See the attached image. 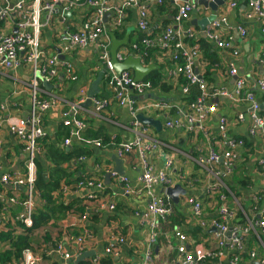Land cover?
<instances>
[{
  "label": "crops",
  "instance_id": "crops-1",
  "mask_svg": "<svg viewBox=\"0 0 264 264\" xmlns=\"http://www.w3.org/2000/svg\"><path fill=\"white\" fill-rule=\"evenodd\" d=\"M117 1L110 0L112 3ZM247 2L248 0H226L218 8L216 20L225 19V22L231 27V29H227L222 24L218 30L221 39L229 43L227 49L215 47L212 42L206 39L205 33L201 32L197 25V21L212 14L209 9L194 4L189 21L185 22L184 26H191L194 30L195 38L193 41L200 51L195 61V69L205 81L207 91L212 92L221 88L232 91L235 78L229 75V67L234 64L239 70V76L245 81V90L251 91L254 99L261 104L264 103V93L257 90L256 83L264 76V18L260 21L247 20L245 18ZM232 3L235 4L234 7H231ZM166 7H168L167 10L161 14H159L158 10H154V7L151 6L149 8L148 17L151 21L149 31H156L154 36H158L164 30L167 19L171 22L170 25L172 24L174 10L170 0ZM127 18L128 20L124 24L125 28L132 34L137 32V11L135 8H130L126 11ZM237 26L245 28V38H241L238 35ZM4 27H6L5 24H0V32L8 29L7 27L4 29ZM49 36L50 31L45 29L43 31V44L46 56L53 55L50 44L55 45V42ZM234 50L239 52L237 56H234ZM65 58L73 64L78 82L68 80L62 69L58 71V76L48 83L39 81V95L47 94L57 99V104L43 114L41 124L47 139L42 141V143L40 141L39 144L46 142V144H51L53 149L61 150L64 146V140L70 138L71 143L67 149H79L76 153L81 150L83 154L81 156L78 155L76 160L64 163L62 168L72 173L75 178L100 180L107 188H105L104 194L100 195L97 193L96 199L88 203L86 208L84 202L86 192H76L70 188V190L66 189L64 191L61 189L55 191L53 197L59 198L57 201L61 202L65 207L73 205V208H77L79 200L80 204L84 206V213H87L88 221L84 224L80 220L79 212L75 210L67 212L61 220L55 223L50 221L49 223L51 224H49L48 228L33 233L32 248L37 247V249L32 251V253L40 259V264H75V253H73L74 258L72 260L63 262L56 253L52 252L56 248L53 249L52 244L56 246L58 243L64 242L65 235L72 234L73 231H78V234L72 235L81 236L82 232L87 228L90 238L85 239L84 251L94 253V255L79 262L87 260L91 264L94 256L101 255L106 247L114 245L117 255H113V264H142L147 231L133 217L132 213L134 210H145L147 199L145 196L122 195L116 178L110 177L109 180L105 178L106 174H108L107 172L112 171L114 168V162L111 157L115 155L117 148L134 138L133 127L130 124L132 117L127 107L117 105L111 98V92L107 84H100L99 95L103 98L111 99L109 106L99 113H95L91 108L84 107L82 110L71 109V116L82 120L85 124V129L79 137H74L70 133L65 134L66 138L64 137L62 142L60 136L63 130L60 128L62 112L67 109L65 108L67 107L66 105L77 101L81 88L88 90L100 70L98 54L93 47L73 50L65 55ZM171 68H173L172 64L164 60L156 62L155 69L152 71L161 69V73L164 76L165 71ZM31 80L32 72L28 65H23L15 70L1 71L0 116L5 122L23 119L29 115L32 98V91L29 87ZM171 86L172 90L168 93H158L151 89L144 95L135 97L137 113L161 124L160 129L145 125L148 129V137L159 143V151L146 155V163L154 169H159L163 166L165 159L172 160L173 164L170 173L175 180V185H179L186 193V195L179 196V202L176 204L180 207L178 211L182 214L184 226L177 227L174 225L172 229L178 228L185 231L187 229L186 226L189 228L198 227L202 231L201 235L196 242L187 235L188 246L191 248L200 246L216 250L217 245L213 232H211V228L207 227L211 220L217 216L221 201L216 198V194H207L205 189L208 185L215 183L213 180L214 171L216 173L223 172V160L213 164H200L199 160L208 157V151L211 147H214L218 153H223L228 149L229 140H243L244 145L238 151L236 150L238 158L234 162L232 172L221 177L220 181L229 190L232 186L237 191V194L229 191L230 194L225 200L228 208L235 213V221L238 220L237 213H241L244 219L246 218L250 221L258 219L260 209L264 208V166L259 163L260 160L264 159V130L259 132L257 136L250 137L248 134L250 103L243 101V99L231 102L222 97L211 100L216 104V113L208 116L203 122V132L194 134L188 133L184 129H168L165 126L166 121L175 118L182 119L183 112L188 110L189 104V101L184 98L185 96L181 92V86L179 84ZM152 102H164L168 105V108L161 109V111L148 108L147 106H150ZM240 113L245 117L243 122L237 120V115ZM258 115L264 118V111L260 110ZM220 116L227 121L225 137L219 134L217 128V121ZM7 126V123H3L0 126V178L3 175L22 178L27 154L19 140L9 132ZM104 138L108 142H103L100 148H96L94 143L100 140L103 141ZM73 145L80 147L72 148ZM81 157H85L82 162L79 160ZM52 158L54 161L57 160L56 155ZM121 160L125 172L124 176L134 182L143 170V164L137 152L134 150L128 155L121 157ZM48 165H50L48 162L39 159V168L45 169ZM47 175L43 174V177L47 178ZM244 180L248 184L242 186L241 184ZM61 185L63 184L61 183ZM0 187L4 188L0 190V201L11 208L7 219L12 222L19 210L16 209V205L9 204L8 200L10 197L15 196L19 201L20 193H23L22 195L24 196L25 191L16 189L17 187L7 188L2 183H0ZM155 192L172 203L166 195L161 193V188H156ZM190 197L201 204L202 214L199 218L192 215V206L186 203V198ZM99 201L112 203L114 210L105 211L99 209ZM90 211L98 215L97 220L93 221L91 219L93 216L90 215ZM176 216V211H173L169 217L174 218ZM201 220L207 223L206 228H202L199 225ZM165 221L162 222L161 229ZM6 230L7 228L3 231ZM12 233L20 236L24 234V231L18 227H13ZM45 234L49 239L42 242ZM172 234L171 232L168 235H170L171 241L175 243ZM119 237L124 239V243L120 245L117 242ZM169 244L174 246L176 243L171 244L168 240ZM168 245L160 246L159 249H156L153 254L152 264H178L176 255L174 259L169 260L171 252H166ZM72 250L74 251V249ZM222 251L223 255L221 257L202 264H230L232 250L226 245ZM251 251L260 257L264 253L263 249L257 246L250 235L246 238L245 249L243 255L240 256L239 264H258L257 261H252L248 258V253Z\"/></svg>",
  "mask_w": 264,
  "mask_h": 264
},
{
  "label": "built area",
  "instance_id": "built-area-1",
  "mask_svg": "<svg viewBox=\"0 0 264 264\" xmlns=\"http://www.w3.org/2000/svg\"><path fill=\"white\" fill-rule=\"evenodd\" d=\"M173 5L174 14L172 16V24L165 27L161 34L153 39H145L143 41L147 48H159L156 53V62L168 60L173 64V68L167 69L164 73L166 78L176 80L178 77H184L187 84L181 87V92L187 96L191 86H196L199 95L192 99L188 104V110L183 112V118L168 119L165 123L168 129H184L188 133L203 132V122L208 116L216 113V104L212 99L220 97L226 98L231 102L243 101L250 103L251 111L249 113L250 126L248 134L255 137L264 130V118L258 115L260 110L264 111V103H258L254 99L251 91L245 90V81L239 76V70L236 65L231 64L229 67V75L234 80V88L232 91L221 88L207 91L205 81L200 77L197 69H195V61L199 56V48L194 43V30L191 26H184L189 21L190 15L194 9L191 0H170ZM210 1V0H208ZM163 0H118L110 2V0H0V24H5L8 28L4 32H0V73L2 70H15L23 65L30 66L32 72V80L29 87L32 91L31 111L29 115L23 119L5 122L0 116V126L7 123L9 132L14 135L27 154L25 162V171L22 178L3 175L0 183L4 186L12 188L22 186L25 191V199L20 203L15 196L9 198V204L19 205L20 212L17 213L15 221L20 223L24 228L30 229L33 226V211L38 199L34 191V183L36 179L35 157L39 153L37 141L45 136L42 128L43 114L51 107L57 104V99L46 94V99H39L38 84L42 82L48 83L58 76V71L62 69L66 78L72 82H78L75 70L71 61L65 58V55L76 49H85L93 47L98 54L100 67H105L106 71L103 75L107 87L111 92V98L122 107H127L132 120L130 122L134 131V138L127 143L119 146L115 155L121 157L128 155L132 151H136L142 164L143 170L134 182L130 181L126 176H119L111 173L112 178H116L120 193L125 196H145L147 205L145 210H134L133 217L137 219L140 225L146 228V242L144 247V257L142 264H152L154 254V246L157 243L161 224L174 211L172 203L155 192L156 188L166 189L175 186V180L170 173L172 168V160L165 159L163 166L159 169L147 165L146 155L158 152L159 143L150 139L147 135V126L136 120V100L135 97L144 95L152 89L151 83L138 81L134 82L133 75L130 71H122L119 75L115 73L110 64V37L109 32L118 31L123 25L126 18V11L135 8L137 11L136 24L140 32H148V9L150 6H160ZM235 4L232 3L231 7ZM57 11V13H55ZM67 11H72V18L68 19L64 16ZM109 14L106 22L103 18ZM245 18L251 21H260L264 18V0H248L247 13ZM53 19V21H52ZM222 24L227 28L231 27L225 22V19L216 20L207 25L204 29L206 39L212 42L219 49H227L228 42H224L219 34ZM4 27V29L6 28ZM3 29V30H4ZM50 31V38L55 45L50 44L53 55L46 56L43 44V31ZM16 30V32H14ZM236 31L241 38H245L246 30L242 26H237ZM186 41H193V45L187 46ZM137 46L135 44L128 47H121L116 58L122 62L128 55L139 57L136 54ZM238 51L233 52L234 56L238 55ZM59 55L64 56L63 60L58 58ZM182 63H180V61ZM256 88L264 93V76L257 81ZM86 90L81 88L79 98L76 102L66 105L67 108L62 112V125L70 129V135L79 137L85 129L82 120L71 116V109L82 110V104L86 101ZM111 99L93 98L92 107L95 113L104 111L110 104ZM153 110L161 111L167 109L168 105L164 102H152L147 106ZM237 120L243 122L245 117L242 113L237 115ZM227 121L224 117H220L217 121L219 134L225 137ZM81 138V137H80ZM71 139L64 140V146H69ZM244 145L243 140H229L228 149L223 153L211 147L208 151V157L200 159V164H213L219 160H223V172L213 173L215 183L206 187L207 194H216V198L221 201L217 210V216L208 224L201 220L199 225L202 228L215 229L213 236L216 241L217 249H207L200 246H188L187 236L180 229L172 231V237L175 245L170 244L166 248V252L174 251L178 257V264H202L210 259H216L223 255V249L230 247L232 250V258L230 264H239L240 256L245 249V241L248 236L255 239L257 246L263 249L264 244V208L260 209L259 218L248 220L244 219L242 224L238 220L235 221V213H233L225 203L230 190L225 187L220 178L229 175L232 172L234 162L238 156L240 147ZM96 148L101 147V142L94 143ZM81 162L85 157L79 159ZM260 165L264 166V159L260 160ZM110 172V171H109ZM107 188L102 181L93 179H84L74 185V190L86 192L85 208L88 203L96 199L97 193L104 194ZM67 188H64V191ZM186 203L192 206V215L199 218L202 214L201 204L193 198H186ZM88 207V206H87ZM98 208L105 211H113L114 205L99 201ZM87 213H84L80 220L86 224L88 221ZM6 222L0 220V229L3 231ZM230 231V238L227 242L225 233ZM86 238H90V233L85 228L81 236L72 234L65 235V241L56 245L52 251L64 262L72 260L73 253L75 258L82 255L84 251V242ZM118 245L124 243V239L119 237ZM74 249V251L72 250ZM117 255L114 245L105 248L104 253L94 256L92 264H100L103 256ZM249 259L257 261L258 264H264L263 256H259L251 251ZM21 264H40L30 249H24L21 254Z\"/></svg>",
  "mask_w": 264,
  "mask_h": 264
},
{
  "label": "trees",
  "instance_id": "trees-1",
  "mask_svg": "<svg viewBox=\"0 0 264 264\" xmlns=\"http://www.w3.org/2000/svg\"><path fill=\"white\" fill-rule=\"evenodd\" d=\"M169 3V0H163L162 5L160 6H152L154 7V10H158L159 14L162 12L166 11L168 7H166V4ZM151 7V6H150ZM149 7V8H150ZM148 9V13H149ZM174 14V13H173ZM129 18V17H128ZM128 18H125V21L128 20ZM124 21V24H125ZM166 25L165 27L169 26L171 22L169 20H166ZM151 26V21L150 18L148 17V29H150ZM129 32L128 29L125 28V25H123L119 31H114L115 38L117 39H122L126 33ZM156 31L150 32H140L137 28V32L133 33L129 32V38L127 40V45L125 47H128L130 45L135 44L137 46V51L136 54L141 57V61L145 65L153 64L155 65V57L156 53L160 51L159 48H147L145 47L143 41L145 39H153L155 40L156 37L154 36ZM187 46L193 45V41H186ZM135 54V51H134ZM168 61V60H167ZM180 63H182L181 60H179ZM169 62V61H168ZM171 63V62H169ZM172 64V63H171ZM173 67V64H172ZM144 82H149L151 83L152 89H154L156 92H162V93H168L169 91L172 90L171 85H176L179 84L181 87L185 86L187 84V81L185 80L184 77H178L176 80H172L169 78H166L165 75L163 76L161 73V69H156L152 71L148 76L145 77L143 80ZM106 81L102 79L101 84L105 85ZM189 91V94L185 96L184 98L187 101H191L194 99L196 96L199 95V91L196 88V86H191ZM46 95H39V99H46ZM96 98H103L101 95L96 96ZM43 118V117H42ZM60 128L63 129L60 133V136L62 138V142L64 140V135L67 133H70V129L66 128L62 125V122L60 124ZM68 136V135H67ZM66 138V137H65ZM47 139V136L45 135L41 139L37 141V147L39 148V153L35 157L34 163H35V168H36V179L34 183V191L39 199V202H36L34 205V213L32 215L33 218V226L30 229L24 228L20 223L15 221V219L10 220L7 219V215L9 214V211H11V208L8 207L6 204L0 201V220L3 222H6V231H2L0 229V264H21V254L24 249H30L31 251H34L37 249V247L32 248V235L35 231L38 230H43L49 227L50 221L52 223H55L69 211L75 210L79 212L78 215L81 217L84 214V206L80 204V201L78 200L77 203V208H73V205L70 206H63L61 202L57 201L59 198H54L53 193L55 191H59L61 189L64 190V188H67L68 190H74V185L79 182L83 181V178H75L72 173L67 172L64 168H62V165L64 163H68L70 161L78 159V155L81 156L83 152L80 150L78 153H76L75 149H67L68 146H63L61 150L58 149H53L51 144H39V142L44 141ZM101 144L107 143L108 140L106 138L101 141ZM109 144V143H108ZM246 145H248L246 143ZM22 146V145H21ZM78 148L80 146L73 145L72 148ZM23 148V146H22ZM56 155L57 160L54 161L52 157ZM39 159L45 160L48 162L50 165L46 167L45 169L39 168ZM80 159V158H79ZM24 171H25V166H24ZM24 171H23V176H24ZM43 174H48L47 178L43 177ZM61 183L63 185H61ZM248 183L245 182V180L242 182V186L247 185ZM70 188V189H69ZM4 189L3 187H0V190ZM230 191L233 194H237V191L234 187H230ZM20 203L25 199V195L23 196V193H20ZM62 198V197H61ZM172 207L174 211H176V217L171 218L169 217L162 225V229L159 231L157 243L154 246V253L156 249L160 248V246H167L168 245V240L170 241L171 244H175L171 241L169 233L172 232L173 226L177 227H182L184 226V220L182 217V214L178 211L180 208L178 205L172 204ZM16 209L19 210L18 213L20 212V206L16 205ZM238 221L242 224L245 223L244 217L241 213H237ZM90 215L93 216L91 219L97 220L98 215L92 211H90ZM91 221V220H90ZM13 227H18L24 231L23 235H14L12 233ZM187 229L185 231L183 230L184 234L186 236L188 235L193 241L196 242L198 237L201 235L202 231L198 227H192L189 228L186 226ZM90 228L93 229L92 226ZM74 235L78 234V231H73ZM187 236V237H188ZM254 239V237H252ZM49 238L45 234L44 240L42 242L47 241ZM255 240V239H254ZM262 241L264 242V238H262ZM48 243V242H47ZM5 246H8L7 248H3ZM53 249L56 247L54 244H52ZM250 253V252H249ZM249 253H248V258H249ZM175 252H171V255L169 256V260L171 261L172 259L175 258ZM243 255V253L241 254ZM259 257V256H258ZM214 259H210L208 261H213ZM254 261V260H252ZM114 258L113 256H103L100 260V264H113ZM77 264H90L89 261L85 260V262H79ZM92 264V261H91Z\"/></svg>",
  "mask_w": 264,
  "mask_h": 264
},
{
  "label": "water",
  "instance_id": "water-1",
  "mask_svg": "<svg viewBox=\"0 0 264 264\" xmlns=\"http://www.w3.org/2000/svg\"><path fill=\"white\" fill-rule=\"evenodd\" d=\"M225 2H226V0H210V1H208V0H192L193 4L201 5L205 9H209L212 12V14L210 16L203 18L200 21H197V25L199 26L201 32H204L205 27L207 25H209L211 22L216 21V18H217L216 14H217L218 8L220 6H222ZM55 13H57V11H55ZM64 16L67 17L68 19H71L72 18V11H67L64 14ZM108 16H109V14H106L104 16V18H103L104 22H106ZM14 32H16V30H14ZM109 37H110V49H109L110 64H111L113 70L115 71V73L117 75H119L122 71H130L133 75L134 82H138V81H143L145 79V77L148 74H150L153 69H155V65H152V64L144 65V63L141 61V59L139 57H135L133 55L126 56L122 62H119L117 60L116 54L121 47L127 45V40L129 38V32H127L126 35L122 39L115 38V35L113 32H109ZM58 58L60 60H63L64 56L59 55ZM105 71H106L105 67H100V70L98 71L96 78L92 81L91 85L89 86V88L86 92V101L84 104H82V107H84V108H91L92 107V99L100 94L99 93L100 92L99 86L102 82L103 75H104ZM196 72H198V71L196 70ZM135 118L138 122H140L144 125L152 126L155 129H160V127H161L160 122L155 121L151 118H147L142 114L136 115ZM111 160L114 162V168L112 169V171L107 172L108 174H106L105 178L107 180H109L111 173H115L119 176H124L125 172H124V169L122 167V160L120 158H118L116 155H112ZM44 177H46V176L44 175ZM6 187L10 188V189L12 188L11 186H6ZM16 189H19L21 191L24 190L22 186H17ZM161 193L166 195L170 199V201L172 203H174L175 205L178 204V202H179V196L186 195L185 191L183 189H181V187L179 185H175L173 187H168L166 189H161ZM35 201L37 202L38 199H35ZM214 231H215V229H211V232H214ZM225 237H226L227 242H228L229 238H230V231L225 233ZM93 255H94V253H91L88 251L84 252L80 257H78L76 259L75 264L79 261L84 260V259H89Z\"/></svg>",
  "mask_w": 264,
  "mask_h": 264
},
{
  "label": "clouds",
  "instance_id": "clouds-1",
  "mask_svg": "<svg viewBox=\"0 0 264 264\" xmlns=\"http://www.w3.org/2000/svg\"><path fill=\"white\" fill-rule=\"evenodd\" d=\"M23 191H24V190H23ZM38 201H39V199H38ZM83 253H84V252H83ZM83 253H82V254H83ZM92 259H93V258H92Z\"/></svg>",
  "mask_w": 264,
  "mask_h": 264
},
{
  "label": "flooded vegetation",
  "instance_id": "flooded-vegetation-1",
  "mask_svg": "<svg viewBox=\"0 0 264 264\" xmlns=\"http://www.w3.org/2000/svg\"><path fill=\"white\" fill-rule=\"evenodd\" d=\"M76 74V73H75ZM80 257V256H79ZM75 259H77V258H75ZM77 264V263H76Z\"/></svg>",
  "mask_w": 264,
  "mask_h": 264
},
{
  "label": "rangeland",
  "instance_id": "rangeland-1",
  "mask_svg": "<svg viewBox=\"0 0 264 264\" xmlns=\"http://www.w3.org/2000/svg\"><path fill=\"white\" fill-rule=\"evenodd\" d=\"M52 21H53V19H52ZM262 238H264V237H262ZM18 264V263H17Z\"/></svg>",
  "mask_w": 264,
  "mask_h": 264
}]
</instances>
